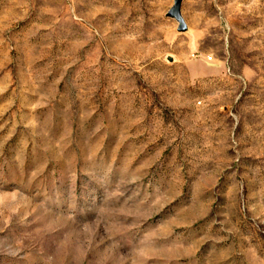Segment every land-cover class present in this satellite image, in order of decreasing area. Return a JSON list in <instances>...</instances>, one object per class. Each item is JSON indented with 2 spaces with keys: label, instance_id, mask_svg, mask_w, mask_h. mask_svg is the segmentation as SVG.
I'll use <instances>...</instances> for the list:
<instances>
[{
  "label": "rangeland",
  "instance_id": "rangeland-1",
  "mask_svg": "<svg viewBox=\"0 0 264 264\" xmlns=\"http://www.w3.org/2000/svg\"><path fill=\"white\" fill-rule=\"evenodd\" d=\"M0 0V264H264V0Z\"/></svg>",
  "mask_w": 264,
  "mask_h": 264
},
{
  "label": "water",
  "instance_id": "water-1",
  "mask_svg": "<svg viewBox=\"0 0 264 264\" xmlns=\"http://www.w3.org/2000/svg\"><path fill=\"white\" fill-rule=\"evenodd\" d=\"M180 4H181V0H175V4H174V7L170 13V16L172 18H175L177 21H179V23L181 24L180 32H184L185 27H184V24L182 23V20L180 17Z\"/></svg>",
  "mask_w": 264,
  "mask_h": 264
}]
</instances>
